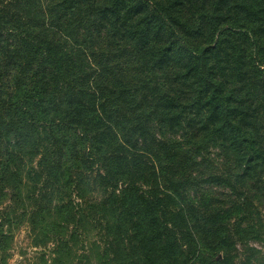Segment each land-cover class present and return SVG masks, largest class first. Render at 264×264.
Masks as SVG:
<instances>
[{
    "label": "trees",
    "instance_id": "1",
    "mask_svg": "<svg viewBox=\"0 0 264 264\" xmlns=\"http://www.w3.org/2000/svg\"><path fill=\"white\" fill-rule=\"evenodd\" d=\"M23 226L43 264H264V0H0V264Z\"/></svg>",
    "mask_w": 264,
    "mask_h": 264
},
{
    "label": "rangeland",
    "instance_id": "2",
    "mask_svg": "<svg viewBox=\"0 0 264 264\" xmlns=\"http://www.w3.org/2000/svg\"><path fill=\"white\" fill-rule=\"evenodd\" d=\"M98 197L96 191L90 192L88 198ZM79 241L75 247V252L78 256L80 255H89L90 254V245L97 239L96 231L94 230L91 224H86L81 231L79 232ZM31 240L28 234V231L23 226L16 234V240L13 250V257L10 260V264H43L44 260H49L50 252L45 253L46 258L42 257L40 251H37L30 247ZM255 247L262 249L263 245L261 243L255 242L252 243ZM84 247V249H83ZM79 264H87L85 260L78 259Z\"/></svg>",
    "mask_w": 264,
    "mask_h": 264
}]
</instances>
